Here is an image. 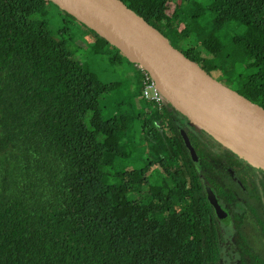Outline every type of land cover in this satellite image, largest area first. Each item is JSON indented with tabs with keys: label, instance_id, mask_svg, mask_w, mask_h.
<instances>
[{
	"label": "trees",
	"instance_id": "trees-1",
	"mask_svg": "<svg viewBox=\"0 0 264 264\" xmlns=\"http://www.w3.org/2000/svg\"><path fill=\"white\" fill-rule=\"evenodd\" d=\"M121 1L210 75L217 32L243 27L223 84L264 108V0ZM54 8L87 29L91 52L126 58L49 0H0V264H224L228 227L232 264H264V171L187 131L174 109L134 112L129 80L104 82L68 26L51 24ZM142 149L146 166L128 169ZM215 191L229 196L230 225L208 200Z\"/></svg>",
	"mask_w": 264,
	"mask_h": 264
},
{
	"label": "water",
	"instance_id": "water-1",
	"mask_svg": "<svg viewBox=\"0 0 264 264\" xmlns=\"http://www.w3.org/2000/svg\"><path fill=\"white\" fill-rule=\"evenodd\" d=\"M142 66L156 82L164 104L197 130L210 135L250 163L264 168V108L207 73L121 0H49ZM185 144L198 157L185 131ZM254 160V161H253ZM217 217L228 223L214 193L208 194Z\"/></svg>",
	"mask_w": 264,
	"mask_h": 264
},
{
	"label": "rangeland",
	"instance_id": "rangeland-1",
	"mask_svg": "<svg viewBox=\"0 0 264 264\" xmlns=\"http://www.w3.org/2000/svg\"><path fill=\"white\" fill-rule=\"evenodd\" d=\"M196 2H203L204 0H195ZM49 19L51 24L56 29H63L64 27L68 26V29L70 30V34L74 38V41L79 44V46H83L84 51L86 52L85 58L88 59L87 61L91 65V68L94 70V72H97L100 76V78L108 83L117 81L120 79L127 78L131 84V91H130V98H132V102L134 104V112H151L155 113L156 110L147 104L145 101L141 99L142 95V86L139 81V73L135 67V64L128 61L126 58H123L121 56H118L119 60L115 59L117 57V53L112 48H105L100 49L96 52H91V46H88L90 44V39L87 33V29L84 28L81 24L78 22L71 21L68 17L63 16V14L58 9H52ZM174 7L170 9V11L173 12ZM178 13H181V11H178ZM209 15L208 21L210 22L213 19V15L211 13L207 14ZM203 21V20H202ZM200 24L203 27L209 26L208 23H206V20L201 22ZM211 27L208 28L210 30ZM244 33V28L241 27L240 29L233 30L230 27H226L222 29L221 31L217 32V36L221 40V42L224 45L223 49V56L218 61V70L211 71V74L213 77L218 80L221 83L230 84V78H232L233 73L230 70L232 68L231 59L228 58V56L231 54V52L234 49V43H233V37L237 35H242ZM179 38H181L180 34H176ZM170 41L172 45L178 50H186V43H177V39L172 38L170 36ZM115 60L117 61L114 64H111V62ZM114 62V61H113ZM112 62V63H113ZM242 69L239 68L238 72H241ZM243 72V71H242ZM139 75V76H138ZM114 114L117 112V106L114 105V103L109 105L108 113ZM109 114V115H110ZM177 119L181 121V123L185 126L187 131H190L197 135L199 138H202L204 133L203 131L197 130L194 127H192L188 121L184 120L182 117L177 116ZM142 121L136 120L134 123L135 127V140L140 141L141 140V128H142ZM217 142V141H216ZM218 143V142H217ZM220 144V143H218ZM221 145V144H220ZM141 157V158H140ZM149 158V155L147 153H144L143 149L141 152H139V158L136 161H132L128 165V169H134V168H143L146 166L145 161ZM254 161V160H253ZM256 165L257 170L264 171V168H260L262 165L261 163L254 161L253 162ZM226 242L227 247H224L223 249V255H224V264H232V261L238 260V255L232 250V245L234 244V230L232 227H228L226 229Z\"/></svg>",
	"mask_w": 264,
	"mask_h": 264
},
{
	"label": "built area",
	"instance_id": "built-area-1",
	"mask_svg": "<svg viewBox=\"0 0 264 264\" xmlns=\"http://www.w3.org/2000/svg\"><path fill=\"white\" fill-rule=\"evenodd\" d=\"M135 67L141 78L142 98L155 110L163 112L164 107H168L164 104V99L157 88L156 82L142 66L135 64Z\"/></svg>",
	"mask_w": 264,
	"mask_h": 264
},
{
	"label": "flooded vegetation",
	"instance_id": "flooded-vegetation-1",
	"mask_svg": "<svg viewBox=\"0 0 264 264\" xmlns=\"http://www.w3.org/2000/svg\"><path fill=\"white\" fill-rule=\"evenodd\" d=\"M201 67V66H200ZM202 68V67H201ZM212 75V74H211ZM213 76V75H212ZM190 132V131H189ZM192 133V132H191ZM194 134V133H193ZM204 136V135H203ZM220 145V144H219ZM222 147H224L223 145H221ZM218 151H221V149L218 147L217 149ZM226 169H228V167H226ZM228 171L231 172L232 174V178L235 180V182L239 185V187L241 188V191L239 192L238 191V195H239V204H241V206L238 205L237 207V211L238 212H243V211H246L248 209V207L242 202V199H243V195L247 192L246 189L243 187L241 181H240V178L238 177L237 173H235L234 171L228 169ZM255 172H261L260 170H257ZM214 193V195L216 196L217 200H218V203L219 205L221 206V208L227 213L228 215V223L224 222L223 220H221V222L223 224H229L231 223V212L229 210V204L226 202V199L229 198L228 195H221L219 192L215 191V192H212ZM215 210V209H214ZM216 213V212H215ZM217 216V214H216Z\"/></svg>",
	"mask_w": 264,
	"mask_h": 264
}]
</instances>
